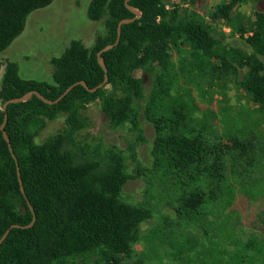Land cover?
Masks as SVG:
<instances>
[{
    "label": "trees",
    "instance_id": "obj_1",
    "mask_svg": "<svg viewBox=\"0 0 264 264\" xmlns=\"http://www.w3.org/2000/svg\"><path fill=\"white\" fill-rule=\"evenodd\" d=\"M53 1L0 0V52L23 33L33 11ZM240 1L216 5L212 18H223L243 36L247 31L242 22L232 18ZM129 3L142 15L123 25L119 44L103 53L109 76L104 86L91 92L77 85L52 105L34 95L26 102L8 106L5 131L19 163L27 199L21 191L16 159L0 129V239L13 224L25 226L33 221L29 203L36 221L32 227L10 231L0 247V264H131L140 227L151 214L122 198L130 179L125 158L115 150H109L103 158L92 155L75 144V135L86 128V105L97 100L112 127L130 124L139 129V103L145 91L143 79L136 76L138 70H159L145 108L156 133L153 164L156 166L160 154L178 174L201 185L207 182L205 189L196 187L183 200L184 210L194 214L209 200L226 195L234 198L227 186L219 187L225 177V159L232 153L247 154L249 149L239 138L231 139L233 145L209 142L203 129L190 127L188 103L164 105L175 87L171 50L173 46L191 47L197 68L220 79L230 73L238 75L239 67L247 66L240 87L252 102L264 107V63L258 56H264V17L257 16L249 28L247 42L254 54L242 56L235 52L238 67L232 52L220 48L211 27L198 15L168 10L165 0ZM88 16L92 21H104L105 34L91 49L80 40L71 41L64 53L52 60L53 83L22 79L18 65L7 64L0 90V127L5 120L3 104L10 99L38 91L54 101L76 82L84 81L94 89L105 81L97 53L116 42L119 22L135 14L126 7L125 0H92ZM60 114L67 116L68 126L62 133L39 142L46 119ZM253 163L254 159L247 161L246 168L254 167ZM243 249L257 255H241L236 264H264V239L250 240Z\"/></svg>",
    "mask_w": 264,
    "mask_h": 264
},
{
    "label": "rangeland",
    "instance_id": "obj_2",
    "mask_svg": "<svg viewBox=\"0 0 264 264\" xmlns=\"http://www.w3.org/2000/svg\"><path fill=\"white\" fill-rule=\"evenodd\" d=\"M91 1L54 0L49 6L33 11L24 32L0 52V90L10 62L18 65L22 79L53 83L52 60L60 57L71 41L80 40L87 48H93L106 29L103 20L96 22L89 18ZM165 1L168 10L198 15L211 27L220 48L232 52L238 67L235 52L242 56L254 54L247 38L257 16L264 17V0H241L233 9V20L241 21L247 31L243 36L223 18H212L216 5L230 0ZM171 54L175 87L164 105L188 103L190 127L203 129L209 142L233 145L231 139L239 138L249 149L244 155L226 156L224 184L219 187L227 186L229 194L233 191L232 200L230 195L209 200L198 213H188L183 200L196 187L205 189L207 182L201 185L187 175L178 174L163 155L158 154V163L153 164L156 133L146 118L145 108L159 70L136 72L143 79L145 91L139 103V129L130 124L112 127L102 111L101 101H92L83 111L86 128L75 135V144L99 158L109 150L125 158L130 179L122 198L151 214L140 227L129 259L131 264H236L241 255L254 258L257 253L247 254L243 246L250 240L264 239V107L252 102L240 87L248 67H239L238 75L230 73L220 79L197 68L191 47L173 46ZM258 56L264 63V56ZM67 126L64 114L46 119L38 141L62 133ZM253 159L254 167L246 168L247 161ZM211 187L218 190L214 183Z\"/></svg>",
    "mask_w": 264,
    "mask_h": 264
},
{
    "label": "water",
    "instance_id": "obj_3",
    "mask_svg": "<svg viewBox=\"0 0 264 264\" xmlns=\"http://www.w3.org/2000/svg\"><path fill=\"white\" fill-rule=\"evenodd\" d=\"M130 0H125V5L126 7L131 10L134 14H135V17L133 18H129V19H123L119 22L118 24V37H117V40L114 44H109L107 46H105L102 50H100L98 53H97V58H98V62L100 64V66L103 68V70L105 71V81L98 87L94 88V89H90L88 87V85L86 84V82L84 81H79V82H76L74 84H72L71 86H69L65 92L59 96L58 99L56 100H49L47 99L44 95H42L40 92L38 91H30L26 94H24L23 96L21 97H17V98H13V99H10L8 101H6L4 104H3V111L5 112V120L3 122V124L1 125L0 129L1 131L3 132V136L6 140V142L8 143L9 145V149L13 155V157L16 159V162H17V168H18V177H19V182H20V185H21V191L23 193V195L25 196V198L27 199V196L25 194V189H24V186H23V182H22V179H21V172H20V168H19V163H18V160H17V157L16 155L14 154V150H13V147H12V144H11V140H10V137L9 135L7 134V132L5 131V127H6V124H7V121H8V115H7V109H8V106L10 104H16V103H22V102H26L28 101L29 99H31L34 95L37 96L39 99H41L42 101H44L45 103L47 104H55L57 102H59L64 96H66L75 86L77 85H82L84 86L86 89H88L89 91L91 92H94L96 91L99 87H102L104 86L108 80H109V76H108V69H107V66H106V63H105V60H104V57H103V53L113 49L115 46H117L120 42V38H121V34H122V26L125 25V24H129V23H132L134 22L135 20L139 19L142 15V13L132 7L130 5ZM29 206L34 214V218H33V221L28 224V225H25V226H21V225H17V224H13L11 227H9L6 232L3 234V236L1 237L0 239V247L2 245V243L5 241V239L7 238V236L9 235L10 231L13 229V228H29V227H32L36 221V216H35V211L33 209V207L30 205L29 203Z\"/></svg>",
    "mask_w": 264,
    "mask_h": 264
},
{
    "label": "crops",
    "instance_id": "obj_4",
    "mask_svg": "<svg viewBox=\"0 0 264 264\" xmlns=\"http://www.w3.org/2000/svg\"><path fill=\"white\" fill-rule=\"evenodd\" d=\"M26 27V26H25ZM25 30V29H24ZM24 32V31H23Z\"/></svg>",
    "mask_w": 264,
    "mask_h": 264
}]
</instances>
